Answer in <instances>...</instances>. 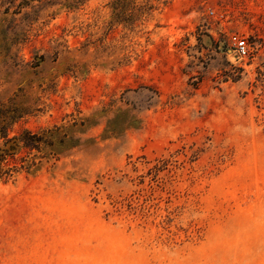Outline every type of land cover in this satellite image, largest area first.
I'll return each mask as SVG.
<instances>
[{
  "label": "rangeland",
  "instance_id": "obj_1",
  "mask_svg": "<svg viewBox=\"0 0 264 264\" xmlns=\"http://www.w3.org/2000/svg\"><path fill=\"white\" fill-rule=\"evenodd\" d=\"M0 264H264V0H0Z\"/></svg>",
  "mask_w": 264,
  "mask_h": 264
},
{
  "label": "built area",
  "instance_id": "obj_2",
  "mask_svg": "<svg viewBox=\"0 0 264 264\" xmlns=\"http://www.w3.org/2000/svg\"><path fill=\"white\" fill-rule=\"evenodd\" d=\"M231 41L236 49V53L240 58H245L248 56L247 42L244 38H240L236 35L231 37Z\"/></svg>",
  "mask_w": 264,
  "mask_h": 264
}]
</instances>
